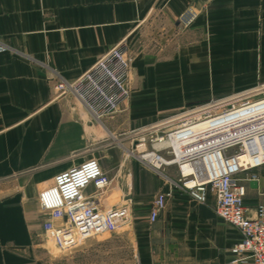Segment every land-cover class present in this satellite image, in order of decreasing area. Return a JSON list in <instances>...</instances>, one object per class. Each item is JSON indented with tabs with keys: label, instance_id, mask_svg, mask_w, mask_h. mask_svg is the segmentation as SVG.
<instances>
[{
	"label": "crops",
	"instance_id": "1",
	"mask_svg": "<svg viewBox=\"0 0 264 264\" xmlns=\"http://www.w3.org/2000/svg\"><path fill=\"white\" fill-rule=\"evenodd\" d=\"M188 8L197 17L183 28L177 20ZM122 40L130 95L99 123L55 85L77 79ZM257 86L264 90V0H0V264H47L38 195L95 158L106 138ZM123 167L144 218L133 229L137 264L231 261L238 233L216 216L212 196L197 204L138 161L112 178L104 171L113 181ZM166 171L177 178L175 167ZM254 173L257 188L248 185L245 196L250 215L264 203V168ZM160 191L171 195L149 223Z\"/></svg>",
	"mask_w": 264,
	"mask_h": 264
},
{
	"label": "built area",
	"instance_id": "2",
	"mask_svg": "<svg viewBox=\"0 0 264 264\" xmlns=\"http://www.w3.org/2000/svg\"><path fill=\"white\" fill-rule=\"evenodd\" d=\"M196 17L197 12L188 8L177 22L187 28ZM130 70L131 58L122 40L77 79H61L55 89L58 96L77 98L93 119L101 122L116 114L129 98ZM204 123L209 124L208 129L191 130ZM167 128L168 132L162 131ZM134 132L136 138L128 153L135 156L133 152H137L135 157L143 167L164 178L168 186L179 187L197 204H205L209 196L214 198L216 216L238 233L228 264H264V203H258L252 215L245 205L247 186L258 181L254 171L264 167L262 86L211 99ZM246 156L249 161L243 159ZM168 167H175V181L164 173ZM110 183L99 160L89 158L55 176L39 193V209L47 216L42 230L57 250H71L126 223L128 205L105 208L101 202ZM170 195V191L155 195L148 211L149 223L157 220Z\"/></svg>",
	"mask_w": 264,
	"mask_h": 264
},
{
	"label": "rangeland",
	"instance_id": "3",
	"mask_svg": "<svg viewBox=\"0 0 264 264\" xmlns=\"http://www.w3.org/2000/svg\"><path fill=\"white\" fill-rule=\"evenodd\" d=\"M187 109L189 108H185L184 110ZM113 116L106 118H111ZM104 119L105 118H102L101 122ZM135 130L136 129L130 130L124 136H110L106 138V140L104 139L105 141L102 142L100 146L109 145L95 151L94 157L97 159L100 158L103 170L109 172L111 178L116 174L120 165L122 168L125 162L134 163L137 161L135 157L137 156V152H133L135 156L128 153V151H132L131 140L136 138ZM162 131L168 132V128ZM158 134L161 135L160 132ZM147 149H150L149 144H147ZM161 152L164 154V151ZM166 169L164 173L167 175ZM124 170L123 167L120 174L115 177L113 181L111 179V183L105 192V204L107 208H117L119 206L128 205L130 207V213L126 223L120 226L115 232L93 236L77 244L68 251L57 250L50 239L45 236L47 251L51 253V257L47 260V264H137L133 229L134 226L138 224L137 220H143L144 218H141L143 217L141 206L133 207L129 199L130 194L127 193L128 188L132 185V176L127 174ZM172 179L174 181L176 180L174 177H172Z\"/></svg>",
	"mask_w": 264,
	"mask_h": 264
},
{
	"label": "bare ground",
	"instance_id": "4",
	"mask_svg": "<svg viewBox=\"0 0 264 264\" xmlns=\"http://www.w3.org/2000/svg\"><path fill=\"white\" fill-rule=\"evenodd\" d=\"M208 127H209V124L204 123V124H200V125L192 128L191 130L196 132V133H199V132H202V131L208 129ZM243 159L248 160V161L250 160L249 158H247V156L244 157Z\"/></svg>",
	"mask_w": 264,
	"mask_h": 264
},
{
	"label": "water",
	"instance_id": "5",
	"mask_svg": "<svg viewBox=\"0 0 264 264\" xmlns=\"http://www.w3.org/2000/svg\"><path fill=\"white\" fill-rule=\"evenodd\" d=\"M250 186L253 187V188H256L257 187V183L256 182H250Z\"/></svg>",
	"mask_w": 264,
	"mask_h": 264
}]
</instances>
